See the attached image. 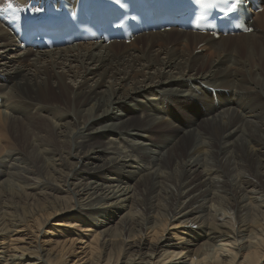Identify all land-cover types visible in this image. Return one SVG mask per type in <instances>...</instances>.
<instances>
[{"label":"bare ground","instance_id":"6f19581e","mask_svg":"<svg viewBox=\"0 0 264 264\" xmlns=\"http://www.w3.org/2000/svg\"><path fill=\"white\" fill-rule=\"evenodd\" d=\"M255 3L263 10H251L250 33L215 39L173 28L122 48L94 41L23 49L0 18V137L21 130L27 138L23 152L0 159V264H73L67 243L33 242L39 228L57 214L91 219L109 209L127 211L117 223L97 221L101 231L75 256L84 255L81 264H264V204L254 220L247 216L254 194L264 201V0ZM124 137L142 141L141 168L119 146ZM187 138L194 141L183 151ZM234 162L248 177L231 175ZM23 197L51 199L50 212L36 206L27 220H13ZM221 201L235 221L214 207ZM169 216L183 227L181 243L161 236ZM26 228L32 239L12 248Z\"/></svg>","mask_w":264,"mask_h":264},{"label":"rangeland","instance_id":"374dc122","mask_svg":"<svg viewBox=\"0 0 264 264\" xmlns=\"http://www.w3.org/2000/svg\"><path fill=\"white\" fill-rule=\"evenodd\" d=\"M142 41H144V40H142ZM142 41H140V42H142ZM154 45H155V43L153 44L152 47L154 49H156V47H154ZM123 46L128 47L129 44H124L123 43V44H121V48ZM143 46H144V44L142 45V47ZM197 53H200V51L198 50ZM202 55L204 57L206 56V57L209 58V53H207V52L206 53L203 52ZM210 58H212V56H210ZM209 60H211V59H209ZM107 64H108V62H107ZM29 92L30 91L27 90V93H29ZM37 96L40 97V93L39 94L37 93ZM189 106L192 107L191 104H189ZM228 107H230V105H228L227 108ZM177 112H178L179 117L182 119V121H185V122L188 121V119H189V113H187L188 111L179 109V110H177ZM250 120L252 121V119H250ZM250 120H248V121H250ZM205 129L209 130V131H211L213 133V128L212 127H210V128L209 127H205ZM4 132H5V127L2 124H0V135L3 134ZM107 139L108 138H105V139H103V141L108 142ZM119 139H120L119 146L121 145L122 148H125L126 152L130 153L129 155H131L133 153V155L135 157L139 156V155H137L139 152L137 151V148H136L137 146L136 145H139V143L142 142V141L140 142V138L139 139H134V138L131 139V138H125L124 137L123 139L122 138H119ZM187 139L184 142V145H183L184 147H182L183 151H188L189 147H190V143L192 141H194L193 138H187ZM141 140H145V139L142 138ZM190 140H192V141H190ZM122 141H124V142H122ZM25 145H27V138H23L21 130H19L17 134H15L13 131H10L9 135L7 134V138H1L0 137V159L4 155H6V152H9L10 149H14V150L18 151L19 153L23 152ZM161 145L162 144L159 143L156 146L158 148L160 147L159 149H161L162 148ZM127 146H128V148H126ZM205 150H207V149H205ZM107 152L104 155L105 157L110 158L111 156H114V154H113V152L111 150L108 152V154H107ZM12 154H10L11 156H9V160L12 159L11 157H13L15 153L13 155ZM151 156L152 155H147L146 157H151ZM141 158H142V156H139L137 158V161H136V158L134 159L136 161V163L140 164V168H141V164H142V162L140 161ZM203 159H204V157H203ZM203 161L205 163H208L209 165H211L213 163V158H211L210 155H207L205 160H203ZM174 164L175 163H173V166H174L173 170H175V171H173L172 173H176L177 174V173H179V167L178 166L175 167ZM236 164L237 163L234 162V164H232L231 167H230L231 170H232L231 175H233L234 177L235 176L236 177H241V176L248 177L246 171L242 167V164L241 163H238L239 165L238 164L236 165ZM94 166H95V164H90L89 165V167H91V168H94ZM126 170L127 169H125V171ZM0 179H1L0 181L4 180V178H0ZM253 180L257 181L258 179H253ZM100 182H101V180H99L98 183H100ZM13 184L14 183H12V185ZM6 188L13 194H14L15 189H16V187H13V186H9V187H6ZM109 189H115V188L114 187H109ZM58 196H63V195L59 194ZM253 198H254V199H252L253 209L249 208V207L247 208V214H248L247 216H249V218H251L253 216L252 218L254 220L255 219L254 215L257 216V213H256L257 210H255V209H257L259 206H262V204H264V201H261L262 198H259V196L256 195V194H254ZM46 200H43V199L37 198V197L32 198V201H28L26 197H23L21 200L20 199L14 200V202L16 201L18 203V204H15V205H17V211H19V212H17V214L15 213L17 216L15 215V217H14L13 215H11L10 217H12L13 220H14L19 215L18 218H23L24 217L25 220H27L26 217L27 216L28 217L32 216V215H30V213H32L31 211L36 206L39 209H41V211L48 213L50 211L47 210L46 206H49V204H50L49 202H52V200L49 199V198H47ZM208 200L209 199H207V201L205 200L206 203L208 202ZM260 202L262 204H260ZM155 203H158V202L155 201ZM222 203L224 204V201L223 202L221 201V202H218V203L214 204V207H216L217 209H220V210L221 209H225V205L223 206ZM71 204H72V202L70 200L69 201V205H71ZM109 204H111V203H109ZM210 204H211V202L209 204L207 203L206 205H210ZM254 205L257 206V207H254ZM225 210L227 211V209H225ZM126 211L127 210L122 211L121 209H119L118 211H114V209H109V211L101 212V210H100L98 215H93L92 216L93 219L92 218L91 219L90 218H86V217L80 216L78 214L76 215L77 217L70 216L72 214H68V215H66V214L65 215L57 214L54 217L50 216V217H48V219H46L43 222V226H41L39 228L40 232L38 233L37 237H35V239H33V242H37L39 244L42 243L41 246L44 247V248L45 247L50 248L56 242H61V243L64 242L63 244L67 243V245L64 248L65 250H64L63 254L67 255L68 256V261H71L73 264H81L86 259V258H84V255H81L80 258H75V256H79L81 251H86L88 249L89 244L93 243L92 234L94 233V231H96L97 233L101 231L100 229H98L99 227H98L97 221L105 223V222H108V221H113L115 219L116 221H114V223L115 222L117 223L119 218L121 216H123L126 213ZM159 213H160V216H156V218H157L156 220L157 221H161V218H162V214L161 213L164 214V210L163 211H159ZM165 214H166V212H165ZM155 215H156V211H154L152 214H150V216H154V217H155ZM157 215H159V214H157ZM170 216H169V219H168V221L166 223L167 230H165V232L161 233V236H166V237H169V238L171 237V239H173L175 242L181 243L185 239V235H184V233H182L183 227H181L179 225V221H176V218L175 219H171ZM228 216H231V218H233V220L235 221L236 214L234 212L229 211L228 212ZM71 217H73V218H71ZM249 218H247V219H249ZM223 220H224V218H223ZM223 220H219V221H223ZM72 221H75V222L70 224V222H72ZM234 221H233V223H234ZM192 225H193V223H189V226H192ZM19 230H17V231H19ZM20 231L21 232L18 233L19 234L18 236H14V237H12L10 239L13 242L12 244H15L12 248H14L16 246L17 247L23 246V244L20 245L19 243H22V241H26V243H27L28 240L30 241L32 239V236H33L32 234L33 233H30V234L27 235V228L26 229H22ZM22 232H23V234H22ZM149 232L150 231H148L145 235L143 234L144 236L142 238H144V239L146 238L145 240H148V239L150 240V238H149L150 234H148ZM174 234H176L177 237L174 236ZM16 239L19 240V241H16ZM16 242H19V243H16ZM2 243L5 244V243H7V241H4ZM72 252H73V254H72ZM79 259H82V261L78 262ZM119 260H120V258H119Z\"/></svg>","mask_w":264,"mask_h":264},{"label":"snow or ice","instance_id":"6c2138e0","mask_svg":"<svg viewBox=\"0 0 264 264\" xmlns=\"http://www.w3.org/2000/svg\"><path fill=\"white\" fill-rule=\"evenodd\" d=\"M11 7H12V5H11V4H9V5H8V8H11Z\"/></svg>","mask_w":264,"mask_h":264}]
</instances>
